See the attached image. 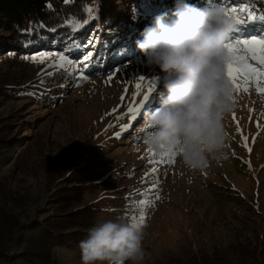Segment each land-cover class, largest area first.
Instances as JSON below:
<instances>
[{"label":"rangeland","instance_id":"obj_1","mask_svg":"<svg viewBox=\"0 0 264 264\" xmlns=\"http://www.w3.org/2000/svg\"><path fill=\"white\" fill-rule=\"evenodd\" d=\"M169 1L157 0L153 4L152 19L161 13L172 18L176 0L171 1L172 9L167 7L164 12L161 8ZM187 2L202 7L208 0ZM214 2L220 3V0ZM239 2L237 0V5ZM243 2L257 15L264 14V0ZM220 4L235 6L231 0ZM151 5L138 3L147 11ZM129 33L126 30L122 34L129 36ZM93 35L96 41L99 35ZM250 35H264V19L236 25L229 38ZM135 47L129 43L125 51H121L125 56L102 70L101 75L93 73L95 68L91 64L86 70L87 79L71 80L72 87L66 90L65 97L50 100L46 105L40 103L24 115L20 114L33 103L20 106V98H10L7 93H12L16 84L11 89L0 86V132L10 135L5 141L0 140V246L9 244L24 253L34 250V246L25 243L32 244L28 234H37L35 230L43 229L44 222L57 231L69 230L78 224L68 220L59 223L63 216L75 212L78 205L64 202V194H71L67 189H70L73 174L88 169V176L85 175L88 172L81 174L88 180L83 203L96 208L94 225L117 217L130 223L132 216L139 217V200L151 202L144 208L141 264H156L172 254L182 258H179L181 264H192L185 252L196 254L197 250L204 256L205 264H264V128L257 127L258 123L264 125V97L258 95L254 85H248L247 92H234L237 106L225 123L226 158L210 160L204 170L189 171L177 155L174 163L150 165V159L160 158L148 156L142 139L120 146V152L114 149L112 156L117 162L100 163L97 159L110 153L109 145L115 140L112 134L120 130V124L128 123L126 116L119 120L116 116L129 106L137 77L156 79V87L142 110L158 107L160 93L164 92L158 80L162 75L159 68L147 65ZM71 60L76 64L79 57ZM5 61L0 57V66ZM33 63L40 67L45 63L52 68L57 66L51 57L43 63ZM118 66L120 74L107 81L109 72ZM140 91L142 93L144 88ZM122 95L127 98L121 100ZM113 108L117 112L109 115ZM35 112L37 115H33ZM18 120L22 121L20 127L13 125ZM237 121L240 132L236 131ZM109 124L112 127L105 133ZM23 128L29 132H23ZM13 130L17 131L16 135L12 134ZM131 131L130 127L119 138ZM152 166L158 171L145 177ZM157 180L158 188L151 190V184ZM157 194L159 200L155 199ZM211 236L219 238L213 247L208 245ZM236 249L243 252L250 249L255 254L252 255L254 261L241 258L235 253ZM56 258L60 264H81L79 247L60 248Z\"/></svg>","mask_w":264,"mask_h":264},{"label":"trees","instance_id":"obj_2","mask_svg":"<svg viewBox=\"0 0 264 264\" xmlns=\"http://www.w3.org/2000/svg\"><path fill=\"white\" fill-rule=\"evenodd\" d=\"M156 1L97 0L98 11H94L90 16L89 9H96V0H69L67 3L65 0H0V57L6 60L0 66L3 68L0 70V86L3 85L5 88L11 89L16 84L14 91L10 94L7 93L10 98H20L18 100L22 103L20 106L33 103L20 115L34 109L40 103L46 105L50 100L62 99L65 97L66 90L72 87L71 80L82 81L72 71L76 64L71 62V58L79 57L81 60L88 51L94 50L92 65L95 70L93 73L101 75L102 70H107L112 64L114 65V62L125 56L121 51H125L129 43L136 45L135 41L140 37V33L152 20L153 4ZM171 1L162 5V10L166 11L167 7L172 9L171 5L174 3ZM138 3L152 5L147 11L141 9ZM49 5L51 6L49 7ZM126 30L130 32L129 36L122 34L126 33ZM94 33L99 36L95 48L90 50L85 45L93 38ZM45 52L54 53L59 58L62 54L65 57L62 62L64 66L52 68L49 63H45L40 67L32 60L24 59L26 56L31 57ZM36 68L40 69L39 72L34 71ZM49 72L53 75H47ZM60 89L64 91H60ZM33 115H37V112ZM141 120L142 115H139L131 126L130 134L123 138L114 135L119 130L112 134L115 136V140L109 145L110 153L105 154L102 159V156H97L100 163L109 160L117 162L118 160L112 156L114 149H119L120 146L130 141L142 139L138 133V129L143 123V120L140 122ZM21 122L18 120L13 125L19 124L18 127H20ZM15 130L12 134L16 135L17 131ZM23 132L27 133L29 129L23 128ZM9 137L10 135L5 132H0L1 142ZM4 153L6 152L4 151L2 155ZM89 172L90 170L87 169L81 174L87 173L85 175L88 176ZM81 174H73L72 180H69L71 181L70 189H67L71 194L65 193L63 200L68 203H78L75 206L76 211L66 214L59 222L62 224L68 220L76 221L78 224L69 230L63 228L57 231L44 222L43 229L35 230L37 234L29 233L27 236L31 238L29 240L32 241V244L25 243L34 246V250H26L22 253L21 250L9 247V244H3L0 246V264H60L56 258L57 250L65 246L79 247V242L85 238L87 230L94 226L97 215V210L92 204L83 203V193L87 190L88 180H84L82 177L85 175ZM218 239L211 236L208 245L215 246ZM198 252L199 250L196 251V254L185 252V256L192 260V264H205L204 256ZM213 253L216 252L213 250ZM235 253L243 259L254 261L252 255L255 254L250 249L244 250V252L236 249ZM179 258L181 257L172 254L163 261H157L156 264H181Z\"/></svg>","mask_w":264,"mask_h":264},{"label":"clouds","instance_id":"obj_3","mask_svg":"<svg viewBox=\"0 0 264 264\" xmlns=\"http://www.w3.org/2000/svg\"><path fill=\"white\" fill-rule=\"evenodd\" d=\"M157 14L136 47L149 66L159 68V106L142 111L143 145L157 156L176 150L192 172L226 158L225 123L236 108L224 73L225 43L236 24L222 4L204 6L176 0L172 18ZM144 233L123 217L98 221L79 242L81 264H141Z\"/></svg>","mask_w":264,"mask_h":264},{"label":"snow or ice","instance_id":"obj_4","mask_svg":"<svg viewBox=\"0 0 264 264\" xmlns=\"http://www.w3.org/2000/svg\"><path fill=\"white\" fill-rule=\"evenodd\" d=\"M69 2V0H65ZM220 3H225V0H220ZM232 7H224L225 14L230 15L234 18L235 24H247L251 21L264 19V14L257 15L255 10L246 6L243 0H240L237 5V0H231ZM51 5H49L50 7ZM98 11V5L96 0V9H89L90 16L93 12ZM96 41L90 39L88 44L85 47L94 49ZM226 49V62L224 66V73L228 77L234 91H248V85H254L258 95L264 97V35H250L247 37H236L230 39L224 45ZM56 54L54 53H40L39 55H34L31 57H24V59H30L33 62L43 63L45 60H48L50 57L54 59L57 67H63V61L65 57L61 54L59 60L55 59ZM94 50L88 51L87 55H84L78 63H76L75 68L72 70L78 77V79H87L86 70L93 63ZM121 69L116 68L109 72L107 76V81H112L114 77L120 74ZM47 75L51 76L53 73L49 72ZM136 91L132 92V99L129 101V106L126 111L116 116V119L119 120L121 116H126L128 123L120 124L119 131L115 132L116 137H121L122 134L126 133L133 123L138 119L139 114L141 113L145 102L149 99L150 94L154 91L156 87V79L153 77L150 80H146L144 75H139L136 79L134 85ZM144 88V91L141 93V89ZM139 97V99H138ZM125 95L121 96V100L126 99ZM251 111V110H250ZM117 109L113 108L109 115L116 113ZM233 118L235 119V114L233 113ZM112 125L109 124L105 128V133L108 131V128H111ZM258 128H264V125L257 124ZM237 132H240L239 122L237 121ZM227 135V133H226ZM244 140L247 137H243ZM254 139V138H253ZM146 152L149 157H159L160 159H150V165L156 164H171L174 163V158L177 155L176 150H168L167 152L157 156L151 150L146 149ZM143 158V157H142ZM158 169L155 166L150 167L149 172H146L144 175L148 177L150 174L157 172ZM159 181L151 184V190L158 188ZM156 200H159L160 197L157 194L155 197ZM151 202L145 199H140L138 202V207L140 208V214L137 218L132 216L131 225L136 228H141L145 223V205L150 204Z\"/></svg>","mask_w":264,"mask_h":264}]
</instances>
